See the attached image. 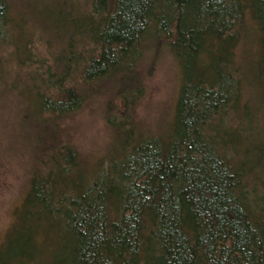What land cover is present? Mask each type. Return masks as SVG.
Returning a JSON list of instances; mask_svg holds the SVG:
<instances>
[{"label": "trees", "instance_id": "obj_1", "mask_svg": "<svg viewBox=\"0 0 264 264\" xmlns=\"http://www.w3.org/2000/svg\"><path fill=\"white\" fill-rule=\"evenodd\" d=\"M162 47L180 83L150 133L131 120L137 66ZM7 48L34 107L23 119L55 125L104 83L123 111L106 110L92 167L47 139L0 264H264V0H0Z\"/></svg>", "mask_w": 264, "mask_h": 264}, {"label": "rangeland", "instance_id": "obj_2", "mask_svg": "<svg viewBox=\"0 0 264 264\" xmlns=\"http://www.w3.org/2000/svg\"><path fill=\"white\" fill-rule=\"evenodd\" d=\"M39 37L33 43L36 55L47 58L46 41ZM9 51L7 48L1 52L0 58V244L15 220V209L25 193L32 169L43 168L40 159L48 141L56 140L72 148L87 167H92L103 158L112 137L106 110L119 115L123 111L122 100L113 93L110 83H104L99 90L91 92L80 110L58 119L55 125L30 116L23 119L34 107L31 109L33 104L25 92L18 93L24 85L17 82L18 89L13 87L16 72L24 80V69H17ZM137 70L143 93L131 111V120L139 130L158 133L165 129L177 98L179 69L162 47L146 51ZM41 134L44 141L39 143L36 140Z\"/></svg>", "mask_w": 264, "mask_h": 264}]
</instances>
